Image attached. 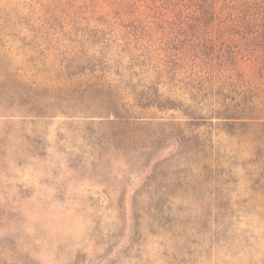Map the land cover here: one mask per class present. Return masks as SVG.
<instances>
[{
	"label": "rangeland",
	"instance_id": "1",
	"mask_svg": "<svg viewBox=\"0 0 264 264\" xmlns=\"http://www.w3.org/2000/svg\"><path fill=\"white\" fill-rule=\"evenodd\" d=\"M178 3L0 0V264H264L256 40Z\"/></svg>",
	"mask_w": 264,
	"mask_h": 264
},
{
	"label": "trees",
	"instance_id": "2",
	"mask_svg": "<svg viewBox=\"0 0 264 264\" xmlns=\"http://www.w3.org/2000/svg\"><path fill=\"white\" fill-rule=\"evenodd\" d=\"M179 8L186 15V25L197 29L217 27L240 37L244 43L254 40V48L250 49L248 81L242 83L239 92L246 98L253 110L264 111V5L252 0H176ZM184 2V4L180 3ZM209 18V23L197 21ZM238 88V89H239ZM257 108V109H254Z\"/></svg>",
	"mask_w": 264,
	"mask_h": 264
}]
</instances>
